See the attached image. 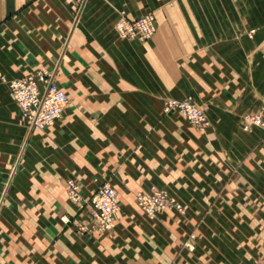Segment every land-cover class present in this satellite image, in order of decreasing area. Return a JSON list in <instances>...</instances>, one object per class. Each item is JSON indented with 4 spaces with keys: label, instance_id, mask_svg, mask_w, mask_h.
Here are the masks:
<instances>
[{
    "label": "crops",
    "instance_id": "0c3cea01",
    "mask_svg": "<svg viewBox=\"0 0 264 264\" xmlns=\"http://www.w3.org/2000/svg\"><path fill=\"white\" fill-rule=\"evenodd\" d=\"M149 11L151 39L117 35ZM39 70L69 101L26 128L4 83ZM186 95L205 131L163 111ZM260 110L264 0H0V264H264V133L240 127ZM70 178L84 201L117 191L111 231L79 229ZM152 186L184 212L147 219L134 195Z\"/></svg>",
    "mask_w": 264,
    "mask_h": 264
},
{
    "label": "built area",
    "instance_id": "2783aa9c",
    "mask_svg": "<svg viewBox=\"0 0 264 264\" xmlns=\"http://www.w3.org/2000/svg\"><path fill=\"white\" fill-rule=\"evenodd\" d=\"M115 31L123 39L146 40L156 31L154 16L146 13L138 18L129 19L122 12L115 22ZM5 82L20 113L29 122L30 128H43L59 119L69 101L66 92L55 82L54 75L44 70L14 79H5ZM165 109L179 111L200 130H205L209 125L204 112L190 97L181 100L170 99ZM241 126L244 131L256 127L264 133V111L245 116ZM65 187L69 199L86 210L84 219L79 223L81 231L93 230L101 233L108 232L114 227L119 201L117 191L109 183L99 184L86 201L83 199L79 185L73 179H67ZM136 201L150 215H154L159 210L181 208L175 199L155 188H152L150 193H137ZM64 221L69 220L65 217ZM185 245L192 248L189 242Z\"/></svg>",
    "mask_w": 264,
    "mask_h": 264
},
{
    "label": "rangeland",
    "instance_id": "374dc122",
    "mask_svg": "<svg viewBox=\"0 0 264 264\" xmlns=\"http://www.w3.org/2000/svg\"><path fill=\"white\" fill-rule=\"evenodd\" d=\"M147 13H151L153 16H154V13L152 12V11H149V12H147ZM146 14V13H145ZM144 15V14H143ZM142 16V15H141ZM140 17V16H139ZM138 18V17H137ZM154 21H155V16H154ZM155 26H156V21H155ZM156 30H157V26H156ZM243 31H244V33L245 34H247V36L248 37H251L252 36V34L254 33V31H255V29L254 28H246V27H244V29H243ZM156 32V31H155ZM155 32H154V34H155ZM153 34V35H154ZM153 35L150 37V38H148V39H146V40H130V39H126V40H130V41H139V42H144V41H148L149 39H151L152 37H153ZM123 39V38H122ZM6 86H7V84L6 83H4ZM58 84V86L60 87V88H62L61 87V85L59 84V83H57ZM8 88V87H7ZM63 89V88H62ZM9 90V89H8ZM187 97H190L191 98V100L204 112V110L196 103V101L194 100V98H193V96H191V95H186V96H184V97H182V98H174V97H167V98H165L164 99V101H163V111L165 112V113H169V112H178L179 114H181L179 111H177V110H174V109H170V110H166L165 109V107H166V104H167V101H169L170 99H177V100H181V99H185V98H187ZM15 103V102H14ZM16 105V104H15ZM262 111H264V110H260V111H257V112H255V113H258V112H262ZM204 114H205V112H204ZM254 114V113H253ZM182 115V114H181ZM249 115H252V114H249ZM183 116V115H182ZM205 116H206V114H205ZM245 116H248V115H245ZM244 116V117H245ZM16 117L17 118H19L20 120H21V124L24 126V127H28L29 128V122L27 121V119L20 113V111H19V109H18V107H17V105H16ZM184 117V116H183ZM244 117H243V119H244ZM22 118H24L25 119V121H26V123L23 121V119ZM186 118V117H185ZM60 119V118H59ZM59 119H57V120H59ZM187 119V118H186ZM206 119L208 120V122H209V125L207 126V128L210 126V121H209V119L207 118V116H206ZM243 119L241 120V125H242V121H243ZM55 122V121H54ZM53 122V123H54ZM190 123V122H189ZM52 124V123H51ZM50 124V125H51ZM191 124V123H190ZM192 125V124H191ZM240 125V127H241V129H242V126ZM48 126V125H47ZM194 128H196L194 125H192ZM46 127V126H45ZM44 128V127H43ZM206 128V129H207ZM196 129H198V128H196ZM205 129V130H206ZM199 131H205V130H200V129H198ZM247 131V130H246ZM21 141L23 142V135H22V137H21ZM71 179V178H70ZM67 180V179H66ZM66 182V181H65ZM152 188H155V189H159V188H157V187H155V186H152L151 188H150V190H149V192H143V193H150L151 191H152ZM159 190H162V191H164L167 195H169L168 193H167V191L166 190H164V189H159ZM141 192V191H140ZM137 193H139V192H136L135 193V195H134V202H135V204H136V206L142 211V213L145 215V217L147 218V219H149V220H153V219H155L156 218V216H157V213L159 212V211H162V210H159V211H156V213L154 214V215H150V214H148L145 210H143V208L142 207H140L139 205H138V203H137V201H136V195H137ZM170 197H172L171 195H169ZM173 198V197H172ZM173 199H175V198H173ZM119 201V200H118ZM175 201H177L176 199H175ZM178 202V201H177ZM179 203V202H178ZM180 204V203H179ZM180 210H177V212H179V213H183L184 212V210H183V207L181 206V204H180ZM119 209V208H118ZM167 210V209H166ZM176 210V209H175ZM117 213V212H116ZM116 215V214H115ZM114 226H115V223H114ZM114 228V227H113ZM112 228V229H113ZM111 229V230H112ZM110 230V231H111ZM193 236V237H192ZM194 237H195V234L193 233V232H190L184 239H183V241H182V245L185 247V248H187V249H193V245H192V240L194 239ZM186 242H189V243H191V245H192V248H188V247H186V245H185V243Z\"/></svg>",
    "mask_w": 264,
    "mask_h": 264
}]
</instances>
